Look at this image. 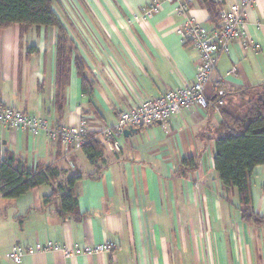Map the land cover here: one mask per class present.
Segmentation results:
<instances>
[{
    "label": "crops",
    "instance_id": "0c3cea01",
    "mask_svg": "<svg viewBox=\"0 0 264 264\" xmlns=\"http://www.w3.org/2000/svg\"><path fill=\"white\" fill-rule=\"evenodd\" d=\"M151 0H54L70 47L67 84L56 85L55 26L13 24L0 31V103L49 126H73L81 116L88 133L100 143L102 158L88 161L83 151H63L44 131L30 133L0 124V157L12 153L26 167L50 166L56 180L16 198L0 197V264H264V164L250 177L251 206L263 222L247 221L234 188L225 189L214 169L211 131L220 109L193 105L165 123L111 138L100 131L144 100L190 85L199 52L177 32L184 15L207 29L239 0H169L148 18L141 10ZM260 43L255 50L251 44ZM75 60L91 80L92 98L81 90ZM234 69V72L231 70ZM264 84V0L245 9L244 35L228 44L216 62L212 81L232 106L236 94ZM196 168H182L184 159ZM81 174L75 185L73 215L60 214V200L48 204L56 182ZM53 241L62 246L109 243V253L65 257L59 251L25 254L19 263L7 254L12 246Z\"/></svg>",
    "mask_w": 264,
    "mask_h": 264
},
{
    "label": "trees",
    "instance_id": "16d2710c",
    "mask_svg": "<svg viewBox=\"0 0 264 264\" xmlns=\"http://www.w3.org/2000/svg\"><path fill=\"white\" fill-rule=\"evenodd\" d=\"M53 1L0 0V31L13 24L57 27L56 85L60 96L68 81L71 50L65 29L52 8ZM75 66L81 78V90L91 99L92 84L84 73L83 63L75 60ZM236 94L241 101L237 106L226 103L222 96L223 104L219 108L221 121L208 131V138L215 141L214 169L225 189L236 190L243 218L262 223V218L251 206L249 177L254 167L264 164V84L241 89ZM210 101L216 103L218 99L213 96ZM209 107L212 106L206 108ZM81 150L91 163L102 158L100 143L90 133ZM196 163V159H184L181 169L188 166L193 170ZM57 174L58 171L50 166L28 168L12 153H7L0 157V197H19L55 181ZM80 178L81 174H73L56 182L52 192L43 197V203L48 204L58 197L60 214L73 215L77 206L75 185Z\"/></svg>",
    "mask_w": 264,
    "mask_h": 264
},
{
    "label": "built area",
    "instance_id": "2783aa9c",
    "mask_svg": "<svg viewBox=\"0 0 264 264\" xmlns=\"http://www.w3.org/2000/svg\"><path fill=\"white\" fill-rule=\"evenodd\" d=\"M169 0H151L142 7L141 17L148 18L157 13L163 3ZM255 0H239L222 10L219 14L218 26L214 29H207L194 17L186 16L187 3L180 2L176 5L175 12L184 15L183 23L178 27L177 32L181 40L188 42L199 52L200 63L197 66L195 80L190 85H184L175 89L167 90L158 98L144 100L127 111H121L117 121L100 131L104 142L110 145L111 138L122 134L128 127L140 128L155 123H164L181 109H188L193 105L206 108L208 105L219 109L223 104V90L215 89L218 99L212 103L205 95L206 86L212 81L217 58L222 51H227L228 44L244 35L245 9ZM251 46L258 50L260 43H252ZM234 72V69L231 70ZM0 124L7 125L13 129H20L30 133L44 131L46 136L55 142H59L65 153L73 150H80L86 142L88 127L84 116L78 122L69 127L49 126L45 120L35 115H28L20 110L0 103ZM113 246L109 243L95 245L62 246L53 241L36 243L31 246L14 245L7 256L14 263H19L25 254L37 252L59 251L65 257L75 255H91L95 253H109Z\"/></svg>",
    "mask_w": 264,
    "mask_h": 264
},
{
    "label": "water",
    "instance_id": "95a60500",
    "mask_svg": "<svg viewBox=\"0 0 264 264\" xmlns=\"http://www.w3.org/2000/svg\"><path fill=\"white\" fill-rule=\"evenodd\" d=\"M137 131H138V128L128 127V128H126V129L123 130L122 134L124 136H126V135H129L131 133H135Z\"/></svg>",
    "mask_w": 264,
    "mask_h": 264
},
{
    "label": "rangeland",
    "instance_id": "374dc122",
    "mask_svg": "<svg viewBox=\"0 0 264 264\" xmlns=\"http://www.w3.org/2000/svg\"><path fill=\"white\" fill-rule=\"evenodd\" d=\"M240 97V96H239ZM240 99V98H239Z\"/></svg>",
    "mask_w": 264,
    "mask_h": 264
}]
</instances>
